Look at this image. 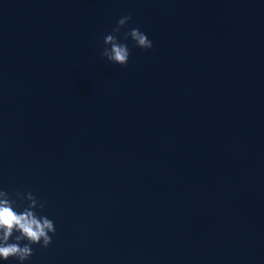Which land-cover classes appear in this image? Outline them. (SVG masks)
Returning a JSON list of instances; mask_svg holds the SVG:
<instances>
[{"label":"water","instance_id":"95a60500","mask_svg":"<svg viewBox=\"0 0 264 264\" xmlns=\"http://www.w3.org/2000/svg\"><path fill=\"white\" fill-rule=\"evenodd\" d=\"M0 190L54 222L25 264H264V0H0Z\"/></svg>","mask_w":264,"mask_h":264},{"label":"clouds","instance_id":"9594fccd","mask_svg":"<svg viewBox=\"0 0 264 264\" xmlns=\"http://www.w3.org/2000/svg\"><path fill=\"white\" fill-rule=\"evenodd\" d=\"M132 17H121L112 33L103 39L102 58L109 63L126 67L130 58L127 43L122 42L118 35L127 28ZM124 41L131 40L142 50H151L153 42L139 28H131L123 33ZM26 202V206L19 210L17 201ZM45 205L31 192L16 194V198L6 190H0V261L14 259L17 264H25L33 255V246L48 248L52 243V236L56 229L54 222L47 216L40 215ZM14 242H10L13 240ZM23 241H27L22 245Z\"/></svg>","mask_w":264,"mask_h":264}]
</instances>
